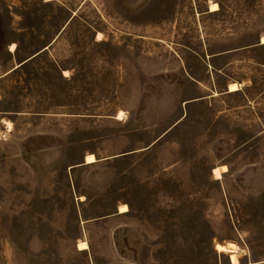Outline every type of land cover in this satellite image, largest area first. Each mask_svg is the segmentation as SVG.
<instances>
[{"label": "rangeland", "instance_id": "1", "mask_svg": "<svg viewBox=\"0 0 264 264\" xmlns=\"http://www.w3.org/2000/svg\"><path fill=\"white\" fill-rule=\"evenodd\" d=\"M263 38L264 0H0V264H264Z\"/></svg>", "mask_w": 264, "mask_h": 264}, {"label": "bare ground", "instance_id": "2", "mask_svg": "<svg viewBox=\"0 0 264 264\" xmlns=\"http://www.w3.org/2000/svg\"><path fill=\"white\" fill-rule=\"evenodd\" d=\"M210 10H211L212 13L218 12L220 10V6L217 3H212V5L210 7ZM262 43L264 44V38L262 39ZM240 90H241V86L239 84H237V83H234V84H232L230 86V91L231 92H237V91H240ZM122 117H123V113H121L120 119H122ZM96 162H97V159H96V157L94 155L88 156V158H87V163L88 164H94ZM226 171H227V167L219 168V169H216L215 174L218 177V179H220L221 176H222V173L226 172ZM120 211H121V214L128 213L129 212V207L123 206L120 209ZM216 248H217V251H219L221 253H225V252L233 253V255L231 257L232 263L233 264H238V260H237L235 254H234V253H236V248H237L236 245L229 244V245L225 246V245H222V244H218ZM79 249L83 250V251L84 250H88L89 249V244L87 242H81L79 244Z\"/></svg>", "mask_w": 264, "mask_h": 264}, {"label": "crops", "instance_id": "3", "mask_svg": "<svg viewBox=\"0 0 264 264\" xmlns=\"http://www.w3.org/2000/svg\"><path fill=\"white\" fill-rule=\"evenodd\" d=\"M212 13V12H211ZM214 13H217V12H214ZM100 36H102V35H100ZM52 45H53V43L52 44H50L49 46H46L45 48H43L42 50H40L39 52H37L35 55H33V56H31L29 59H27V60H25L23 63H21V64H17L14 68H13V70H12V72H10V74H12V73H14V72H16L17 70H19V69H21V68H23L24 66H26V65H28L29 63H31L33 60H35V59H37L38 57H40L41 55H43V54H45L51 47H52ZM14 48H15V46H14ZM232 85V84H231ZM230 85V86H231ZM230 89V88H229ZM238 92V91H237ZM230 93H235V92H231L230 91ZM123 113V112H122ZM121 120V119H120ZM90 155H94V154H90ZM90 155H88V156H90ZM88 156H87V158H88ZM95 156V155H94ZM96 157V156H95ZM96 159H97V157H96ZM87 160V159H86ZM97 163H99V160L97 159V162L96 163H94V164H97ZM94 164H86V162H85V165H94ZM224 167H226V166H224ZM221 168H223V167H221ZM219 169V168H218ZM228 172V170L226 171V172H223L222 173V176H223V174H225V173H227ZM222 176H221V178H222ZM218 178V177H217ZM123 206H127V205H123ZM123 206H121V208L123 207ZM128 207V206H127ZM120 208V209H121ZM130 212V211H129ZM128 212V213H129ZM125 214H127V213H125ZM121 215H124V214H121ZM81 242H86V241H81ZM80 242V243H81ZM80 243H78V244H80ZM78 246V245H77ZM91 250V248H90V245H89V249L88 250H80L79 249V246H78V251L79 252H87V251H90ZM233 254V253H232ZM230 257H232V255H230Z\"/></svg>", "mask_w": 264, "mask_h": 264}]
</instances>
